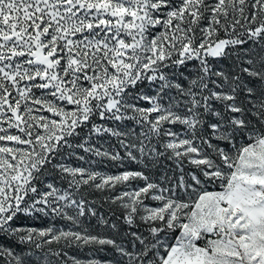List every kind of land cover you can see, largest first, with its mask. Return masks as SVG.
Here are the masks:
<instances>
[{
	"label": "snow or ice",
	"instance_id": "1",
	"mask_svg": "<svg viewBox=\"0 0 264 264\" xmlns=\"http://www.w3.org/2000/svg\"><path fill=\"white\" fill-rule=\"evenodd\" d=\"M0 264H264V0H0Z\"/></svg>",
	"mask_w": 264,
	"mask_h": 264
}]
</instances>
